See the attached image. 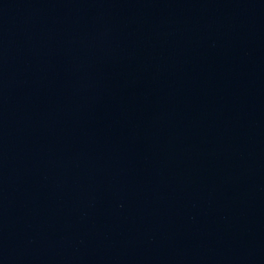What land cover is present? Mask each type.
Here are the masks:
<instances>
[{
  "label": "water",
  "instance_id": "95a60500",
  "mask_svg": "<svg viewBox=\"0 0 264 264\" xmlns=\"http://www.w3.org/2000/svg\"><path fill=\"white\" fill-rule=\"evenodd\" d=\"M0 264H264V0H0Z\"/></svg>",
  "mask_w": 264,
  "mask_h": 264
}]
</instances>
